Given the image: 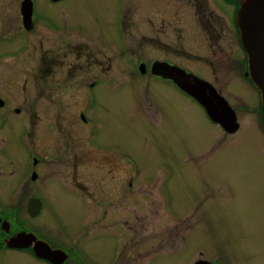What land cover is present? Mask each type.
<instances>
[{
	"label": "rangeland",
	"instance_id": "obj_1",
	"mask_svg": "<svg viewBox=\"0 0 264 264\" xmlns=\"http://www.w3.org/2000/svg\"><path fill=\"white\" fill-rule=\"evenodd\" d=\"M162 1L66 0L53 5L47 0L50 6L44 7L46 4H43L42 14H64L68 23L83 28L88 26L93 36L100 37L104 33L111 35V16L122 8L127 16L126 23L132 26L135 23L142 33L150 36L155 29L163 30L161 39L170 45L162 49L179 56L181 66L199 73L203 67L199 62L207 61L211 52L203 47L199 38L195 42L187 38L192 23L198 26L197 9L193 11L188 4L176 3L178 0ZM201 1L210 3V0ZM19 3V0H0V30L7 16L13 20L19 16ZM157 14V21L150 25L147 21L151 18L149 15H156V18ZM234 15L233 10L232 21ZM226 29L229 32L224 36L225 53L236 61H246L240 36L236 40L228 25ZM41 36L32 34L28 39L36 45ZM16 40L20 43L23 37ZM143 45L150 53L149 44L141 43ZM9 50L0 49V73L4 78L10 70L16 74L11 93L21 100L13 101V108L24 113V106L38 104L35 114L25 112L14 116L13 120L19 123L29 120L35 130L52 127L55 113L50 109L43 115V107L51 106L56 100L51 103L39 100L38 92L44 88L45 93L49 86L45 81L37 80L35 64L26 61L27 53L34 60L37 54L29 48L12 60L11 55H3ZM134 50L137 51L136 48ZM112 53L114 57L109 56L108 65L110 74L106 84L95 92L96 105L90 114L98 128V140L135 160L140 173V177L134 180L136 189L131 195L126 193V184L121 185L117 178L89 161L78 159L76 192H65L60 180L47 183L48 190L40 189L45 208L41 216L34 222L30 221L29 226L38 232L46 231L54 240L59 238L65 242L67 252L72 254L66 264L109 261L111 263L108 264H146L147 253L151 254L150 259L156 256L151 264H184L189 255L192 259L189 264H192L201 254L210 264H264V122L258 112V90L247 84L242 86L245 79L232 69L228 74L216 73V82L210 73L207 74L208 80L216 84L229 106L237 112L239 129L228 134L211 123L190 99L169 84H150L140 79L126 54L124 58L119 56V48ZM66 54L63 49L60 51L61 63L70 60ZM153 56L148 55L144 60ZM78 79L80 81L73 87L64 90L65 86L60 84L58 91H54V94H62L65 98V109L74 105L71 107L73 114L83 106L80 99L84 88L80 85L82 79ZM72 90L76 91V103L69 97L70 92L74 93ZM4 94L2 92L1 96ZM51 96L50 92L49 98ZM66 115L64 118L68 119ZM83 128L79 121L69 127L76 132L73 141L85 145L86 134L81 133ZM65 167L68 168L67 165ZM112 169L111 173L119 175L120 166L114 165ZM158 181L171 190L170 205L176 213L161 207ZM140 184L146 185L140 187ZM89 206L94 214L88 212ZM104 208L108 213L103 216L101 210ZM102 225L108 231L117 228L124 241L128 239L124 247L123 242H116L118 232H108ZM76 238L82 241H75ZM129 245L128 258L118 260V250L123 247V252H126ZM134 245L140 255L132 253ZM183 245V251L175 254ZM77 247L80 251L83 248L90 259L80 258ZM10 255L6 264H43L21 252L13 251Z\"/></svg>",
	"mask_w": 264,
	"mask_h": 264
},
{
	"label": "flooded vegetation",
	"instance_id": "obj_2",
	"mask_svg": "<svg viewBox=\"0 0 264 264\" xmlns=\"http://www.w3.org/2000/svg\"><path fill=\"white\" fill-rule=\"evenodd\" d=\"M27 1L28 16L25 21L22 7ZM48 1L49 4L56 5L66 0ZM178 1L179 2L176 3L192 6L193 11L197 9L196 14L199 15L197 17L198 26L192 23V29L187 35V38L190 37V39H194V42L196 38H199L203 47L211 52L207 57V61L202 60V62H199L203 65L199 73L181 66L182 62L179 56H173L171 53L168 54L162 49L170 45L161 39L164 34L163 30L155 29L150 36L142 33L140 28H136L135 23H133V26L126 23L127 16L122 8L116 15L112 14L111 16L109 22V25L112 27L111 35L109 36L107 33H104L100 37L93 36L92 33H90L91 28L88 26L84 25L83 28L82 26L68 23L64 14L56 16L47 13L42 14L43 4H46L44 7L50 6L46 3L47 0H19V16L14 20L8 18V16L6 17L2 29L0 30V49L11 50H9L10 52L7 51V53H3V55L9 54L12 56V60H15L18 54L24 51L27 52L28 49L31 48V52L37 54V56L34 60L31 54L29 55V53H27L26 61L35 64L34 74L37 73V80H43L49 86L45 93L43 92L44 88L41 92H38L39 100L46 101L47 103H51L53 100L56 101H53L51 106L47 105L43 107V115L48 113L50 109L55 113L54 115L52 114L55 121L52 127L45 126L35 130L29 120H24L26 123L23 121H21V123L14 121V116L18 117L25 112L35 114L38 104L36 106L34 104L24 106V113L23 110L14 109L12 104L13 101L18 102L21 100L18 95L15 97L11 93L16 74L13 75L14 73L10 70L6 75L7 77L4 78L0 73V264H6V260H10V254L13 251L30 255L43 264H50L48 261L36 257L34 248L29 246V244L33 242L27 241L25 245L20 246L21 242H19L16 237L20 234H32L38 241L45 242L52 250H61L66 256L62 264H66L67 260L72 258V254L67 252L64 244L65 242L57 238L56 243V240L46 231L43 233L42 231L38 232L34 228H31L29 224L30 221L34 222L41 216L45 208V201L42 198L43 195L40 189L48 190L49 187L46 186L47 183L60 180L61 186L64 188L65 192H76V183H78L77 176L79 174L76 173L75 169L78 159L89 161L90 164L100 168L101 171L113 175L121 182V185L126 184V193L131 195L134 189H136L135 187L137 184H135L134 180L140 177V173L135 160L114 147L103 145L98 140V128L93 120V116L90 114V110L96 105L97 99L95 97V92H97L103 84H106L105 80L107 79V75L110 74V69H108L109 56L114 57L112 53L114 49L119 48L120 57L124 58L126 54L131 66L137 71L138 76L141 77L140 79H144L150 84L154 82L169 84L190 99V101L204 114L203 108L194 99L182 93L170 80L156 76L153 73L154 65L157 63H164L178 67L213 86L222 97L223 95L221 91L217 89L216 84L208 80V73L214 77V81L216 82L218 79L216 73L221 74L224 72L228 74V72H231V69L232 71H238L241 73L243 79H245L242 80V86L246 87L244 84H247L250 88L253 87L256 90L246 75V56L244 59L246 61L234 60L233 56L231 57L228 53H225V44H223L225 43L224 36L226 32H229L226 29L227 25L229 30L233 32L235 39L239 40V31L236 26L238 0H210V3L205 4L201 0H191L190 2H186L185 0ZM159 2L161 3L163 1L157 0V3ZM148 7L152 8L153 6L150 7L148 5ZM232 7L234 9H232ZM233 10L235 15L232 21ZM215 12L217 14H215ZM149 16L151 18L147 21L152 25L154 20L155 22L157 21L158 14L156 18V15ZM160 21H162V19H160ZM131 27H134V30ZM196 32L198 34H196ZM32 34L42 35L37 40L36 45L30 43V39H28V35ZM19 36L23 37V40L17 43L16 39ZM144 40L145 42H143ZM141 43H145L146 45L149 44L148 46L151 47L149 50L150 53L145 51V46H141ZM187 44L186 50L188 51ZM134 48H136L137 51H135ZM62 49L67 53V58H70L69 61L65 60L64 63L60 62L59 53ZM144 51L147 54H144ZM108 52L110 55H108ZM186 53L187 55L190 54L188 52ZM148 55L154 56L149 60H144V57ZM210 57L212 58L209 59ZM112 59L113 58H111V61ZM12 76L14 77L12 78ZM78 78L82 79L80 85L84 88V94L81 95L82 99H80L83 106L82 110L73 114L71 113V107H74V105H69L67 109H65V98L62 94H54V91H58L60 84L65 86L63 88L64 90L73 87L76 82L80 81ZM75 90H72L74 91L73 94L71 92L69 94L70 100L74 103H76L77 100ZM2 92L5 93L3 96H1ZM50 92L52 96L50 97L51 100H48L50 99ZM259 104L260 111L258 112L262 119L260 95ZM154 105L156 106L155 103ZM233 110L237 118V112L235 109ZM66 114H68V119L64 118L67 117ZM62 118H64V120ZM78 121L84 127V131H81V133L85 132L86 134L85 145L79 141H73L76 132L69 129L71 125L76 124ZM66 165L68 167L67 169L65 167ZM114 165L121 167V171L117 176L111 173V171L113 172L114 170L112 169ZM61 180H63L65 184ZM156 183H158V188L161 193V196H159L162 197L161 207L163 209L168 208L170 212L176 213V211L172 210V206L170 205L171 190L164 183L160 184V181ZM142 185L146 184H140V187ZM122 192L124 193V191ZM164 193L167 195H164ZM101 211L103 212V216L108 213L106 208ZM88 212L94 214L91 206H89ZM91 225H93V222ZM102 227L107 230L105 225H102ZM113 230L118 232L116 242H123L122 246L124 247L128 239L124 241L121 236L122 233L117 228L107 231L112 232ZM78 240L82 241V239H75V241ZM185 242L186 240L184 239V244ZM12 245L17 246L13 247ZM123 247L118 250V260L130 254V245L126 252H123ZM184 248L185 245L175 254L181 253ZM152 249L151 247V250ZM136 250L137 247L135 246L132 253L136 252L135 254L138 253L137 255H140L139 249L138 251ZM76 251L80 258L84 256L90 259L83 248L82 251H80L77 247ZM152 251L155 252V250ZM147 254L149 255L146 258V260H148L146 264H151L150 261L156 256L150 259L151 254ZM205 258L206 257L201 254L198 260L192 264H210ZM189 260H192L190 259V255L187 256L184 264H189ZM90 261L92 262L93 259ZM108 263H111V261L102 264Z\"/></svg>",
	"mask_w": 264,
	"mask_h": 264
},
{
	"label": "water",
	"instance_id": "obj_3",
	"mask_svg": "<svg viewBox=\"0 0 264 264\" xmlns=\"http://www.w3.org/2000/svg\"><path fill=\"white\" fill-rule=\"evenodd\" d=\"M27 3L28 1L22 7L25 21L28 16ZM236 26L247 58L246 75L260 94L264 122V0H238ZM153 73L162 79L170 80L181 92L194 99L203 108L209 120L224 132L232 134L238 130L234 110L213 86L178 67L164 63L155 64ZM16 237L21 242L20 246L25 245L27 241L33 242L29 246L34 248L36 257L50 264H62L66 259L61 250H52L32 234H20Z\"/></svg>",
	"mask_w": 264,
	"mask_h": 264
}]
</instances>
